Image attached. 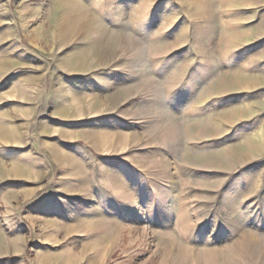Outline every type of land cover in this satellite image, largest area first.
I'll return each mask as SVG.
<instances>
[{"label":"rangeland","instance_id":"obj_1","mask_svg":"<svg viewBox=\"0 0 264 264\" xmlns=\"http://www.w3.org/2000/svg\"><path fill=\"white\" fill-rule=\"evenodd\" d=\"M0 264H264V0H0Z\"/></svg>","mask_w":264,"mask_h":264},{"label":"clouds","instance_id":"obj_2","mask_svg":"<svg viewBox=\"0 0 264 264\" xmlns=\"http://www.w3.org/2000/svg\"><path fill=\"white\" fill-rule=\"evenodd\" d=\"M138 39L143 41L142 46L133 56L126 58L125 63L127 64V67L120 66V68L130 72H135L141 76L153 72L155 68L152 63L153 58L151 56L150 45L147 43L148 40L140 37L139 35Z\"/></svg>","mask_w":264,"mask_h":264}]
</instances>
